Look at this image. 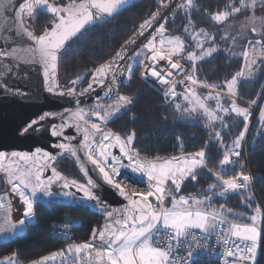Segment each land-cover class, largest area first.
Here are the masks:
<instances>
[{"label":"snow or ice","instance_id":"1","mask_svg":"<svg viewBox=\"0 0 264 264\" xmlns=\"http://www.w3.org/2000/svg\"><path fill=\"white\" fill-rule=\"evenodd\" d=\"M128 0H82L79 4H73L71 6L60 7L49 2V0H26L24 4L20 6L19 12L16 18V35L26 36L29 40L35 42V48H29L25 51L33 53L39 57V61L43 63L46 67L50 66L55 69L56 62L58 59L59 51L64 48L65 43L70 41L72 38H77L78 35L82 36L84 33L82 30L86 31V26L94 25L97 21H103L105 17H111L125 4ZM162 7H167L164 4V0H160ZM261 7H264V0H260ZM239 7L230 6V11L216 12L211 15V19L216 23H223L229 19L231 15L238 14L244 10H250L252 15L247 17V24L241 25V30H246L250 28L253 34L264 37V18H257L255 16V8L257 6V0H239ZM186 9H191L193 7V0H186L185 5H181ZM7 7L5 0H0V9ZM38 8H43L45 11L59 16V23H55L51 31H45L39 36H35L32 31H29L24 27L23 21L20 17L21 13L32 17ZM64 13L65 15H61ZM159 12L154 13L150 19L144 21L140 27V34L150 27L151 24L159 16ZM163 25L160 26V32L163 33ZM197 35L204 36L206 40H214V36H209L203 30ZM155 37L148 41L144 45V49L138 52L136 55L145 56L150 59L152 64H158L161 60H167V67L170 69L161 75L164 69L157 70L151 65L145 69L146 73L150 71L151 76L157 78V82L163 85H171V94L175 93L176 81L170 80L173 72L172 69L178 70L180 73L184 72V69L179 63H174L171 60L173 55H179L184 51V42L179 37L171 39H161L159 41V47L154 42ZM195 39V37H193ZM135 40L127 41L126 43H134ZM233 42L235 39L233 38ZM247 43L250 45V49H246L243 52V57L245 60L250 61V63H255V55L259 49H264V44H261L260 40L252 41L248 40ZM197 47L202 51L200 55L196 52H189L188 59L192 61V72H195V63L197 60H202L205 57L211 56L217 49L212 46L204 49L203 41L197 42ZM17 53V49H12L11 52H0V56H12ZM126 55V48L121 49V51L115 54L112 61L101 65L99 68L95 69V75L93 76V83L104 84L105 80L108 79L109 74H111V79L109 81L108 91H114V85L116 83V72L119 70V61L123 60ZM133 63H136L133 60ZM139 63L142 65L143 60ZM126 72L131 77L133 68L132 65H128L122 70ZM47 75V72H46ZM243 72L237 73L231 81L227 82V88L229 92L233 95L236 94L235 86L237 85V78L242 77ZM251 76V73H249ZM186 78L191 81L192 84H196L197 80L194 74H187ZM77 80H73L72 84L78 83ZM182 82V81H181ZM209 87V85H205ZM211 87H215L214 85ZM88 88H92V83H89ZM49 91H53L49 88ZM189 92H193L191 88L188 89ZM75 89L69 88V95L74 94ZM63 94V93H61ZM169 93H165L168 95ZM83 95V93H81ZM193 96L195 93L193 92ZM188 99L189 97H185ZM212 98V97H209ZM217 99L216 110L222 111L228 114L229 111L235 113L237 116H241L245 121V129L234 141L235 148L238 149L241 146V141L244 138L245 132L247 131V121L249 118V110L247 108L239 107L235 100L231 101V106L229 108H224L219 103V97ZM128 97L118 96L117 104L109 106V111H105L103 115L99 111L92 113H87L83 109H79L77 112L73 113V117L76 120L84 121L85 125L88 124L86 116L89 114L96 115L101 121H107L115 111H119L120 106L126 103H130ZM194 103L199 105L203 109L204 113L208 117L210 122H215L217 120L223 122V117L216 114V110L209 109L202 101L199 99L194 100ZM255 103V101H252ZM179 107V106H177ZM51 115L46 113L40 117V120L45 119L46 116ZM261 119L264 120V110L260 113ZM38 121H32V124H37ZM65 125H60L59 128L54 127L52 130V135L62 136L63 129ZM31 127V125H29ZM91 129L95 133H100L102 140L98 146H96V141L90 135V130L88 127L80 128L77 125L78 131H83L85 144L83 147L86 150V155L88 160L98 169L101 179L107 184L115 188L120 195L125 196L130 199L131 210L128 212L126 218L114 219L113 225H119V227H113L112 225H106L103 229L94 230L93 239H97L100 242V248L96 252L97 259H104L106 257L107 264H174L171 259V253L174 250L172 243L175 242L177 245L181 242V238L186 239L191 235V229H200L204 232L211 233L212 230L216 228H221L224 231V225H228L226 231L232 236L241 238L245 241H250V245L247 248V256H242L241 259H247L254 261L255 253L257 251V241L259 236V230L253 225H239L227 221L223 217L221 210L211 209L209 207V202L211 197H205L204 199L197 198H185L180 196L179 199L173 195L172 189L166 188L165 185L169 180H171L174 190L178 192L180 190L181 183L191 177L195 180L196 170L198 168L206 167L205 164V152L203 150L194 154V156L185 159L182 165H178L173 161H166L163 164H156L150 161H136V167H132L131 171L133 173H140L141 175H146L148 181L151 183L153 191H148L147 193H136L134 195L139 196L141 199H131L127 197L121 184L116 181L115 177L120 175V168L117 165L120 164V159L117 156H113L110 152L106 151L111 147L110 143H105L106 141H111L115 139L117 145L119 146L120 152L126 156L130 161L134 159V155L130 154L126 147L131 143L134 133L127 136L125 139H121L119 136H114L110 132H103L98 124H91ZM27 130V129H25ZM219 137V133L216 134ZM57 147L63 149L66 152H70L72 156H77L76 149L68 144H60ZM41 149L37 148L36 152L33 154L11 152L5 153L0 151V172H4L7 175V183L11 185V191L21 198V201L26 206L24 211V216L26 218L31 217L33 214L34 198L37 192H43L47 196L53 195L50 191V186L55 180H60L63 182L65 188L76 187L79 191H83L84 196L89 199L96 201L97 204H101L99 197L96 195L92 189L97 188L98 184L95 183L91 177L87 181V186L78 185L75 180L68 181L66 177L62 176L56 171L55 168L51 169L52 175L48 177L47 181L42 179L45 168L48 167L47 161L54 159L50 154L43 153V156L39 159L37 154L41 153ZM138 156V154H135ZM232 155L239 156V151L231 150L223 155L220 161L221 170L223 166L232 163ZM16 158L17 160H25L30 165L31 168L28 170H22L19 167L13 168L12 165H3V161L8 157ZM46 161L41 163L40 161ZM114 163H109V161ZM130 167V166H129ZM81 170L87 176L88 173L84 169L83 164H81ZM211 171V169H208ZM217 180L220 181L218 185H212V188L221 187L222 191L218 193L219 196H225L229 191H235L236 189L242 187L243 185L236 182V178L224 179L219 172L215 173ZM242 179L247 182L251 179L248 176H242ZM30 190V191H29ZM65 196L73 195L70 192H65ZM149 197H154L157 202L154 205L149 201ZM171 197V207H165L164 201ZM190 199L192 203L190 204ZM0 210L5 212L7 217L8 212H10V201H7L6 197L0 196ZM257 215H259V209H257ZM106 216L112 218L114 213L112 211H107ZM252 221L257 220V216L251 217ZM21 225L24 224V220L19 222ZM13 228L16 225H12ZM4 231L0 228V232ZM163 231L164 235L160 236ZM156 237L159 243H153V238ZM221 239L225 244L229 242L228 236H222ZM92 244H82L69 246V252L80 253L86 249L93 248ZM60 254H53L52 257H44L39 261L33 262V264H45L48 261ZM91 255V253H89ZM228 256H233L234 253L229 250L227 252ZM194 256V251L189 250L187 252V259L185 264H195L192 260ZM0 264H14L13 257H5L4 260H0Z\"/></svg>","mask_w":264,"mask_h":264},{"label":"trees","instance_id":"2","mask_svg":"<svg viewBox=\"0 0 264 264\" xmlns=\"http://www.w3.org/2000/svg\"><path fill=\"white\" fill-rule=\"evenodd\" d=\"M160 4V0H141L108 20L98 21L86 27V31L82 30V36L78 35L68 41L58 53L59 87L81 89L88 86L92 82L95 69L108 61ZM230 6L239 7V0H193V7H182L167 23L163 33L183 39L187 49L191 50L194 48L197 34L203 30L209 36L215 37L207 42V45L214 46L225 31V26L240 18L242 12L231 15L229 20L223 23L214 22L211 15L230 11ZM46 20L45 14H37L31 20V30L38 35L43 34ZM261 40L264 44V37ZM245 45L240 53H229L228 47L222 51L220 45H216L217 50L211 56L197 60L194 73L197 82L204 86L214 85L213 88L223 90L225 83L241 69ZM260 67L261 71L256 79L243 78L240 81L238 104L241 107H246L245 102L255 101L260 96L264 60H260ZM132 68L131 77H127L120 89V93L131 102L126 103L123 110L111 119L109 128L124 138L134 133L131 146L133 153L140 157L160 160L191 155L203 150L206 167L196 171L195 180L190 177L182 184L178 196L187 195L199 199L211 197V206L219 208L226 218L239 223L252 221L253 207L261 208L264 213V124L255 118L245 138L244 157L253 175L255 193L250 189L243 190L246 201H242L235 192L219 196L222 188L211 187L220 184L215 173L219 172L224 179L236 178L239 173L232 165L221 170L220 161L234 146V141L243 128L242 122H233L217 137L216 131L204 124L181 121L177 112V102L181 97L172 98L170 94L165 95L166 92L157 86V78L151 77L147 80L142 75L143 65L137 64ZM148 73L151 75L150 71ZM78 78V83L72 84V81ZM110 102L112 101L105 104ZM56 167L67 176H80L75 163L69 157L60 160ZM3 189L1 180L0 190ZM33 208L35 221L26 225L25 233L0 243V260L14 256L15 264H27L62 248L64 244L48 234L53 224L62 221L72 224L73 242H87L93 238L94 230H100L106 216L105 210L87 202L74 205L55 202L49 206L37 202ZM261 264H264V239Z\"/></svg>","mask_w":264,"mask_h":264},{"label":"water","instance_id":"3","mask_svg":"<svg viewBox=\"0 0 264 264\" xmlns=\"http://www.w3.org/2000/svg\"><path fill=\"white\" fill-rule=\"evenodd\" d=\"M139 1L141 0H128V3L123 5L117 13L130 8ZM25 2L26 0H5L7 7L0 9V52H11L12 49H17L15 55L0 56V151L5 153L20 152L33 154L36 152V149L39 148L42 151L37 154L38 159L42 157L45 152L50 154L54 159L47 161L48 167L45 168L42 176V179L45 181L52 175V168H55L56 171L66 177L68 181L75 180L78 185L87 186V181L89 177H91V179L98 184V187L92 189V191L96 193L102 202L99 205L96 201L87 199L83 191H79L76 187L65 188L63 182L60 180H55L53 183L94 207L101 208L106 212L112 211L114 216L112 218L105 216L100 229H103L106 225L119 227V225H113V220L127 217L128 212L131 210L130 199L120 195L115 188L103 181L98 169L88 160L86 150L83 147L85 144L83 139L84 133L83 131L77 130V125H79L81 129L85 126L88 127L93 139L95 132L91 129V126L88 124L85 125L84 121L76 120L73 117V113L77 112L79 109H83L88 113L90 106L93 104L117 100L118 96H123L120 93V89L126 82L128 74L122 70L128 65H131L138 52L142 50L147 52V50L144 49V45L153 37L161 34V25H163L165 31L167 23H169L182 8L181 5H184L186 0H165L164 4L167 5V7H162L160 4V6L147 18L150 19L154 13L159 12L160 15L151 26L146 28L142 35L140 34V27H138L115 52L116 54L121 51L122 47L126 48L124 59L119 61V70L116 72V83L113 86L114 91H108L111 74H109L104 84L101 85L100 83H93L94 72L91 82L92 88L89 89L88 86H86L81 89H75L72 95L67 94L68 89L60 88L58 85L57 62L55 69H52L50 66L46 67L39 61L37 55L25 51L29 48H35V42L29 40L26 36L16 35L17 13L19 12L20 6ZM38 9L59 18V16L49 13L43 8ZM20 17L24 27L32 31L24 20V13H21ZM111 17H105L104 20H108ZM33 34L39 36L34 32ZM133 39L135 40L134 43H126ZM246 49H249L248 43H246L244 51ZM115 54L104 64L112 61ZM148 62L152 67L158 70L164 69V71H162L163 74L168 71L166 64L162 61L155 65L152 64L150 59H148ZM245 64L246 60L243 57L241 72H243ZM49 88H52L53 91L50 92ZM81 93H83V95H81ZM125 106L126 104L120 106L119 111H115L106 123H109ZM46 113H50L51 115L40 120V117ZM87 117L88 116L85 118L86 120ZM32 121H38V123L32 124ZM29 125H31V127H29ZM60 125H65L63 129H61L63 135H52L53 128H59ZM60 144H68L74 147L79 161L76 157L72 156L70 152H66L57 147V145ZM108 152L113 156L119 157L121 161L126 162L116 142L111 144V147L108 148ZM64 157H69L75 163L83 181L65 175L56 167V164ZM14 159L15 161H25ZM40 162L44 163L46 161L41 160ZM81 164H83L84 169L87 171V176L84 174V171L81 170ZM227 166H229V164L223 166V168ZM92 245H94V247L91 248L89 252L91 253V255H89L90 263L107 264L106 257L104 259L96 258V252L100 248L98 237L97 239H93Z\"/></svg>","mask_w":264,"mask_h":264},{"label":"built area","instance_id":"4","mask_svg":"<svg viewBox=\"0 0 264 264\" xmlns=\"http://www.w3.org/2000/svg\"><path fill=\"white\" fill-rule=\"evenodd\" d=\"M189 70L190 68L187 66L186 68H184L183 73H180L178 71L177 75L174 73V71H172L173 79L174 80L177 79L178 82L183 81V79L186 80V75L188 74ZM263 95H264V74L262 76L259 97L261 98ZM247 104L248 107H252V106L255 107V109L249 111L250 119L253 121V119H255V114H256L255 111L258 102L255 103L248 102ZM98 106L99 105L96 104L91 105L88 113L98 111ZM87 120L89 126L95 123L100 126V129L102 131H104L105 129H109L105 121H101L96 115L89 114ZM94 140L96 141V146H98L102 140V136L101 135L95 136ZM234 150L239 151L240 155L239 156L232 155L231 157L232 163H230V165H232V167H235L239 170V173L236 176V182L238 184L243 185L242 187L236 189L235 193L240 195V193L243 190H247V189H250L255 193L253 175L252 172L250 171L247 160L244 157L246 155L245 140L242 142L240 148ZM109 163H114V162L109 161ZM117 167L120 168V175L116 176L115 179L117 182L121 184V187L124 189L125 193L127 194V197H130L131 199L140 200L141 198L134 194L147 193L148 191H153L151 184L146 177L140 179L134 176L129 170L121 168L120 164L117 165ZM1 176H2V172H0V177ZM242 176H248L251 177V179L245 182L242 179ZM0 196L6 197L7 201H10L9 193L7 191L5 192L3 191L2 193H0ZM148 199L151 202V198L149 197ZM224 219L227 221H231L226 218ZM231 222L235 223L233 221ZM253 224H255L256 227L259 226V231L262 232V239L261 241L257 242V251L255 253L254 261L241 259L242 256H247V248L251 242L232 236L230 233L226 231L227 224L224 225V229H225L224 231H222L221 228H216L213 231H211V233L199 231L196 229H191L190 230L191 235L188 236L186 239L181 238V242L179 243V245H177L175 242L172 243L174 250L171 253V259L173 260L174 264H185V261L187 259V252L189 250H192L194 251V256L192 257V260L195 261V264H198V262H200L201 264H261L262 251H263L264 226H262L261 228V225H258L256 221L253 222ZM71 229H72V224L67 221H62L53 224V227L50 229L48 234L52 238L61 241L64 244L63 247L57 249L51 254L43 255L40 258L32 262H29L27 264H33V262L39 261L44 257H52L53 254H60V255H56L52 259L45 261V264H90L89 263L90 261L88 260L90 249H86L80 253L69 252L68 249L69 246L82 245L86 243L92 244V240L84 243L73 242L71 240L72 239ZM163 235L164 233L162 231L160 233V236ZM225 235H227L229 239V242L227 244H225L221 239V237ZM153 243L154 244L159 243L156 237L153 238ZM229 250H231L234 253L233 256L227 255V252ZM81 257L82 258L88 257L86 263H83Z\"/></svg>","mask_w":264,"mask_h":264},{"label":"rangeland","instance_id":"5","mask_svg":"<svg viewBox=\"0 0 264 264\" xmlns=\"http://www.w3.org/2000/svg\"><path fill=\"white\" fill-rule=\"evenodd\" d=\"M80 2H82V0H64V1H61V0H57V1H55V5H57V6H60V7H66V6H71V5H73V4H79ZM242 14H240L241 16H240V18H237L236 20H234V21H232V22H230L229 24H227L226 26H225V31L224 32H222V34H221V37H220V39H219V41L217 40L216 42H215V44H214V47L217 49V46L218 45H220V48L222 49V51H225L226 49H227V47H228V52L229 53H232V52H235L236 50H242V48H243V46H244V43H243V39H244V37L245 38H247V36L249 35V36H252V37H254V36H256V34H253L251 31H250V28H248V29H246V30H241V25H244V24H247L248 23V20L246 19L247 17H250L251 15H252V12L250 11V10H244V9H242ZM255 16L257 17V18H264V7H261V4H260V0H257V6H256V8H255ZM236 17V16H235ZM234 17V18H235ZM233 18V19H234ZM229 20V19H228ZM227 27V28H226ZM257 36H259V35H257ZM155 43L157 44V46L159 47V41L161 40V39H165V40H167V39H171V38H173V36H170V35H167V34H165V33H162V34H159V35H157V36H155ZM233 38L235 39V42H233ZM201 39L203 40V41H205L206 39H205V37L204 36H199V35H197L196 36V39H195V41H196V43L198 42V41H201ZM217 45V46H216ZM204 48H205V46H204ZM209 48V47H208ZM207 49V48H206ZM144 52H146L145 50H143ZM141 52V51H140ZM185 53V49H184V51H183V54ZM181 54V53H180ZM262 56H264V52H263V50L262 49H259L258 48V50H257V52H256V55H255V61L256 60H264V57H262ZM134 60L136 61V63H133V61H132V63H131V65H132V67L134 66V65H141L140 63H139V61L140 60H143L144 61V63L142 64L143 65V71H142V75H144V77L147 79V80H150L151 79V75H149V73L147 74L146 73V71H145V69L146 68H148L147 66H149L150 64H149V62H148V59L145 57V56H139V57H135L134 58ZM171 60H172V62H174V63H179L181 66H182V68L184 69V68H186L187 66L190 68V70H189V72H188V74H190L191 73V70H192V63L190 64V63H188V62H190V61H183V59H179L178 57H175V56H172L171 57ZM161 61H164L165 63H166V65H167V60H161ZM255 65H256V62L255 63H250V61H247V66H248V73H253V71L252 70H250V68L249 67H251V68H253L254 70H255ZM256 68H257V66H256ZM167 69L168 70H170L168 67H167ZM158 70V69H157ZM171 71H174V73L177 75L178 74V70H174V69H172ZM196 72V71H195ZM194 72V73H195ZM193 72H192V74H194ZM145 74H147V75H145ZM162 74V73H161ZM163 75V74H162ZM175 75V76H176ZM155 81H157V80H155ZM185 81V79H183V82ZM231 81V80H230ZM229 82V81H228ZM190 83H191V81H189L188 79H187V85H190ZM155 84V83H154ZM237 84H238V78H237ZM156 85V84H155ZM186 85V86H187ZM194 85H197V86H200L201 84H199V83H196V84H194ZM157 86H158V88L159 89H161L163 92L164 91H166V89L168 88H171V85H161L160 83L159 84H157ZM190 87V86H189ZM195 88H196V86H195ZM208 88H211V91H215L216 89L215 88H213V87H208ZM237 89H238V87H237V85L235 86V92L237 91ZM226 90L227 91H229L228 90V88H227V84H226ZM221 99H223V98H219V103L222 105V107H224V108H226L228 105H226V104H222L221 102ZM239 99V98H238ZM223 100H225V99H223ZM110 101H112V102H110V103H98V104H96V105H99L98 106V111L103 115L104 114V112L105 111H109L110 109H109V106H113V108L116 106V104H117V100H110ZM227 101V100H226ZM242 101V100H241ZM246 103V106H248V104H247V102H245ZM216 105H217V103L216 102H212L211 103V107L212 108H214L215 110H216ZM198 108L203 112V114H205L204 113V111H203V109H201L199 106H198ZM209 109H212V108H210V107H208ZM102 112H101V111ZM213 110V109H212ZM216 114L218 115V116H222L223 117V125H225L226 124V126L227 127H229V126H231L233 123H230V119L228 118V115L230 114V113H228V114H225V113H223L222 111H219V110H216ZM201 121H203L205 124H206V126H208V127H215L216 126V123L215 122H210L209 121V119H208V117L206 116V114H205V120H204V118L202 117V119H200ZM251 120V119H250ZM111 121V120H110ZM218 122H221V121H219V120H217ZM216 121V122H217ZM253 121H254V119H253ZM253 121L251 120L250 121V124H251V126H252V123H253ZM105 123H106V121H105ZM260 123L261 124H263V122H261L260 121ZM107 125L109 124V123H106ZM108 128H109V126H108ZM251 128V127H250ZM103 132H110V133H112V134H114V136H119L122 140L123 139H125L124 137H122V136H120V135H117L115 132H113L110 128L109 129H105ZM246 137H247V135H246ZM245 137V138H246ZM245 139H243L242 141H241V144H242V142L244 141ZM114 142H116L115 141V139H112L111 141H106L105 143H110V144H112V143H114ZM132 142V141H131ZM119 147V146H118ZM235 147V146H234ZM233 147V148H234ZM236 149V148H235ZM126 150H128L129 151V153L130 154H132L133 153V149H132V146H131V143L130 144H128L127 145V147H126ZM234 150V149H233ZM106 151H108V149H106ZM124 156V155H123ZM124 158L127 160V162H128V164H126L125 165V167L133 174V175H139L140 177L142 176V177H146L147 178V176L146 175H141L140 173H133L132 171H131V168L132 167H134V165H136V161H137V158H135L134 157V159L133 160H129L126 156H124ZM189 157H186V158H172V159H161V160H144V161H150V162H152V163H156V164H163L164 162H166V161H173L174 163H177L178 165H182L183 164V162H184V160L185 159H188ZM138 160H140V161H142L143 162V160H141V159H139L138 158ZM11 161H13L14 163H17L18 165H19V168L20 169H22V170H28L29 168H31V165L27 162V161H15V159L14 158H12V157H8V158H6L4 161H3V165L5 166V164H8L9 162H11ZM130 166V167H129ZM4 174V172H2V175ZM165 187H166V185H165ZM166 188H169V189H172V191L173 192H176L175 190H174V186L172 185V183H171V180H170V183H169V185H168V187H166ZM153 189V188H152ZM154 190V189H153ZM5 192V188L1 191L0 190V193H2V192ZM30 191V190H29ZM50 191L52 192V194L53 195H51V196H47V195H45L43 192H37V194H36V196H35V198H37V200H36V203L37 202H42V203H44V204H46V205H50L51 203H55V202H58V203H65V204H72V205H74V204H81V203H84L85 201L84 200H81V199H79V198H77L76 196H74V195H70V196H65L64 195V193L65 192H69V191H67V190H65V189H63V188H61L59 185H57V184H55V183H52L51 184V186H50ZM244 192H242L239 196L241 197V199H242V201H244L245 200V197H244V194H243ZM238 195V194H237ZM151 198V200H152V202H156L155 201V198L154 197H150ZM10 199V198H9ZM169 199L171 200V197H169ZM170 200H169V202H170ZM246 201V200H245ZM164 203H165V201H164ZM10 204H11V202H10ZM170 204V203H169ZM165 205V204H164ZM34 207V206H33ZM24 211L25 210H19V211H15L14 209H12V210H10V212H8V214H7V217L5 216V212L3 211V210H0V228H3L4 229V231H2V232H0V243H3L4 241H7V240H9V236H15L16 234H18V232H22L23 230L25 231V228H26V225L27 224H32V223H34V221H35V217H34V214H32L31 215V217H29V218H26L25 216H24ZM33 212H34V208H33ZM21 220H24V224L23 225H21L19 222L21 221ZM70 222H73V221H70ZM12 225H16V227L15 228H13L12 227ZM257 228H258V230H259V226H257ZM261 228H262V225H261ZM260 234H261V236H260ZM261 239H262V232H260L259 231V236H258V241L257 242H259V241H261ZM263 239H264V235H263ZM16 263V261H15V259H14V264Z\"/></svg>","mask_w":264,"mask_h":264},{"label":"crops","instance_id":"6","mask_svg":"<svg viewBox=\"0 0 264 264\" xmlns=\"http://www.w3.org/2000/svg\"><path fill=\"white\" fill-rule=\"evenodd\" d=\"M227 28V27H226ZM173 38H175L174 36H173ZM263 37H260V36H254V37H252V36H247V38H245L244 37V39H243V43H244V45L247 43V41L248 40H252V41H256V40H261ZM181 40H183V39H181ZM201 41H203L202 39H201ZM183 42H184V49H185V53L183 54V52L181 53V54H179V55H173V56H175V57H178L179 59L181 58V59H183V61H190L189 59H188V53L189 52H196L197 53V55H200V52L202 51L200 48H198L197 47V43H196V41H194V48L192 49L191 48V50H188L187 49V47H186V44H185V41L183 40ZM207 42H208V40H205V41H203V43H204V46H205V48L204 49H206V48H208V47H212L211 45H207ZM261 44H262V40H261ZM249 49H250V45H249ZM263 50V52H264V49H262ZM238 51V53H240V51L241 50H236L235 52H237ZM235 52H233V53H235ZM262 57H264V56H262ZM205 58H207V57H205ZM164 62V61H163ZM197 62V61H196ZM256 62V65H255V70L253 69V68H251V67H249L250 68V70H252L253 71V73H251V76H249V73L247 72L248 70V66H247V60H246V64H245V67H244V70H243V76L242 77H238V84H237V87H239V84H240V81H241V79H243V78H245V79H256L258 76H259V74H260V71H261V67H260V59L259 60H256L255 61ZM165 63V62H164ZM188 63H192V61H190V62H188ZM166 64V63H165ZM196 64V63H195ZM242 66V65H241ZM256 66H257V68H256ZM241 72V69H240V71L239 72H237V73H240ZM191 73H192V70H191ZM190 73V74H191ZM236 73V74H237ZM235 74V75H236ZM263 74H264V72H263ZM234 75V76H235ZM232 79V78H231ZM230 79V80H231ZM171 80H174V79H171ZM229 80V81H230ZM174 81H176V84H175V93H176V95H172L171 94V88H167L166 89V93H169L170 95H172V98H177V97H181V99L177 102V106H179V107H177V112H178V119L179 120H181V121H187V122H192V123H200V124H204L205 126H206V124L203 122V121H201L200 119H202V117L204 118V120H205V114H203V112L198 108V106L199 105H197V104H195L194 103V100H196V99H199L200 101H202L207 107H210V108H212L211 107V103L212 102H216L217 103V99H215V97H219V98H223V99H225V100H223V99H221V103L223 104H226V105H228L226 108H229L230 109V106H231V101L232 100H235L236 101V104H237V106H239V107H241L239 104H238V98H239V96H238V89H237V91H236V94L235 95H233L231 92H229V91H227L226 90V84H227V82L225 83V88L223 89V90H215V91H211V88H208V87H205L204 85H200V86H197V85H194V84H192V83H190V85H187V78H186V80L183 82H178L177 81V79H175ZM198 83V82H197ZM187 85V86H186ZM190 86V87H189ZM195 86H196V88H195ZM177 87H178V89H177ZM189 88H191L192 90H193V92L195 93V96H193V92H189L188 91V89ZM189 97L188 99H186L185 97ZM209 97H212V98H209ZM227 100V101H226ZM255 102H258V105L256 106L257 108H256V111H255V118L257 119V121L260 123V121L261 122H263V124H264V120H262L261 119V115H260V113H261V111L262 110H264V95L260 98V97H258L257 99H255ZM243 108H247L249 111H251L252 109H255V107L254 106H252V107H248V106H246V107H243ZM213 110H215L214 108H212ZM229 115H228V118L230 119V123H233V122H237V121H241L242 122V125H243V128H242V130H241V132L242 131H244V129H245V121H244V118L243 117H241V116H237L235 113H232L231 111H229ZM250 113V112H249ZM250 115H249V118H248V121H247V131L245 132V135H244V138L243 139H245V137H246V135H247V133H248V131L250 130V127H251V124H250ZM215 123H216V126L215 127H210V128H212L213 130H215L216 132V134L217 133H219L220 134V132L223 130V129H225L227 126H226V124L225 125H223V122H216L215 121ZM208 127V126H207ZM240 132V133H241ZM239 133V134H240ZM239 136V135H238ZM237 136V137H238ZM236 137V138H237ZM235 146V145H234ZM234 146H232V148H231V150H233V149H235V147ZM234 147V148H233ZM119 148V147H118ZM230 150V151H231ZM133 155H134V157L135 158H137V160H138V158L139 159H141V160H149V158H145V157H140V156H136L135 155V153H132ZM192 156H194V154H191V155H181V156H178V157H173V158H186V157H192ZM125 159V158H124ZM167 159H172V158H167ZM151 160V159H150ZM153 160V159H152ZM161 160V159H160ZM111 161V160H110ZM126 164H128V162H127V160H126V162H123V161H121L120 160V166H121V168H124V169H127L126 167H125V165ZM7 165H12V167L13 168H15V167H19V165L17 164V163H14L13 161H11V162H9L8 164H5V166H7ZM134 167H136V165H134ZM200 168H198L197 170H199ZM128 170V169H127ZM196 170V171H197ZM134 176H136V177H138V178H140V179H143L144 177H140L139 175H134ZM190 178V177H189ZM189 178H187V179H189ZM187 179H185L182 183H181V186H180V189H181V187H182V184L187 180ZM1 180H2V184L4 185V188H5V191H7L8 193H9V198H10V202H11V204H10V210H12V209H14L15 211H19V210H25V208H26V206L23 204V202L21 201V198L19 197V196H17L15 193H13L12 191H11V185L10 184H8L7 183V175H6V173H4L2 176H1ZM0 180V181H1ZM169 183H170V180L167 182V184H166V187H168V185H169ZM151 184V183H150ZM180 191V190H179ZM179 191L178 192H173V195H175L176 196V198L177 199H179V197L180 196H178V193H179ZM181 196H184L185 198H197V197H191V196H187V195H181ZM197 199H199V198H197ZM36 200H37V198H34V204L36 203ZM169 197H168V199H166L165 200V207H168V208H170L171 207V200H170V202H169ZM151 202H152V200H151ZM152 203H154V204H156L157 202H152ZM170 203V204H169ZM192 203V200L190 199V204ZM209 207L211 208V209H217V210H220L219 208H217V207H214V206H211L210 205V202H209ZM257 209H259V215H257ZM252 211H253V213H252V217L253 216H257V220H256V222L258 223V225H263V223H264V213L262 212V209L261 208H259V207H253V209H252ZM33 214H34V212H33ZM223 217H225L226 218V216L225 215H223ZM226 219H228V218H226ZM228 220H231V221H233V222H235L233 219H231V218H229ZM235 224H239V225H252L253 224V221H251L250 223H239V222H235ZM227 227H228V225H227ZM196 230H199V231H202V230H200V229H196ZM25 231H26V228H25ZM25 231L23 230L22 232H18V234H16L15 236H9V240H7V241H10V240H12L14 237H16V236H18V235H21V234H24L25 233ZM213 231V230H212ZM204 232V231H203ZM260 236H261V234H260ZM92 241H93V238L91 239ZM90 241V240H89ZM4 242H6V241H4ZM13 258L15 259V257L13 256ZM82 258V257H81ZM87 258L88 257H83L82 258V261H83V263H86V261H87ZM1 260H4V259H1ZM89 261H90V257H89V259H88ZM90 263V262H89ZM91 264V263H90Z\"/></svg>","mask_w":264,"mask_h":264},{"label":"flooded vegetation","instance_id":"7","mask_svg":"<svg viewBox=\"0 0 264 264\" xmlns=\"http://www.w3.org/2000/svg\"><path fill=\"white\" fill-rule=\"evenodd\" d=\"M55 1H57V0H49V2L52 3V4H55ZM61 1H64V0H61ZM40 13H43V14H45L47 16V20H46L44 31L50 32L52 27L55 25V23H59V18L56 17V16H53V15H49V14L43 12L41 9H37L36 13L32 17H29L26 14H24V20H25L27 26L31 29V27H30L31 26V20L33 18H35L37 16V14H40ZM61 14L65 15L64 13H61ZM94 135L98 136V135H100V133H95ZM64 158H66V157H64ZM64 158H62V159H64ZM75 178L80 180V181H83V178L81 177V175L80 176H76Z\"/></svg>","mask_w":264,"mask_h":264},{"label":"clouds","instance_id":"8","mask_svg":"<svg viewBox=\"0 0 264 264\" xmlns=\"http://www.w3.org/2000/svg\"><path fill=\"white\" fill-rule=\"evenodd\" d=\"M163 62V61H162ZM167 67V66H166ZM171 79H173V76H172V78ZM249 132V131H248ZM3 163V162H2ZM235 192V191H234ZM263 226V225H262Z\"/></svg>","mask_w":264,"mask_h":264},{"label":"bare ground","instance_id":"9","mask_svg":"<svg viewBox=\"0 0 264 264\" xmlns=\"http://www.w3.org/2000/svg\"><path fill=\"white\" fill-rule=\"evenodd\" d=\"M94 138H95V136H94ZM230 165V164H229Z\"/></svg>","mask_w":264,"mask_h":264}]
</instances>
